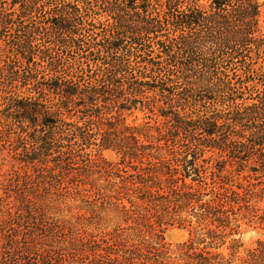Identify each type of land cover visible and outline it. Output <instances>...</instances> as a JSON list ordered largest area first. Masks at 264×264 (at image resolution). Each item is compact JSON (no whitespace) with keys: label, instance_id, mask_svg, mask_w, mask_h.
<instances>
[{"label":"trees","instance_id":"obj_1","mask_svg":"<svg viewBox=\"0 0 264 264\" xmlns=\"http://www.w3.org/2000/svg\"><path fill=\"white\" fill-rule=\"evenodd\" d=\"M263 7L0 0V24L22 27L0 55V80L16 90L0 92L12 145L0 155V259L33 264L24 254L40 252L37 264H84L40 248L59 244L92 255L86 264H223L211 249L241 220L264 225V80L254 79L264 75ZM136 109L144 120L127 122ZM174 224L191 228L176 250L163 237ZM229 241L235 256L241 244ZM256 244L241 264H264Z\"/></svg>","mask_w":264,"mask_h":264},{"label":"rangeland","instance_id":"obj_2","mask_svg":"<svg viewBox=\"0 0 264 264\" xmlns=\"http://www.w3.org/2000/svg\"><path fill=\"white\" fill-rule=\"evenodd\" d=\"M259 2H264V0H258ZM197 3L200 5H206L208 3V0H197ZM95 8H97V10L95 12H102L101 8L98 7L97 5L95 6ZM95 18L97 15H94ZM100 21L102 22H96V24L99 27L102 26H106L107 20L104 17H99ZM21 20V19H20ZM17 20L19 22L14 21L13 23L9 24V25H1L0 24V55H2V59L7 60L6 59V55H11L12 54V48L10 47L9 42L7 41L9 38V35L12 34H19V31H22V27H21V21ZM94 22V21H93ZM259 27H260V32L264 34V7L262 8L261 14H260V18H259ZM122 43L126 42L125 38H122L121 40ZM5 55V56H4ZM76 55V51H73L72 53H70L69 51L67 52L66 56H68V58H66L67 61H71L73 60V58ZM4 56V57H3ZM40 58L39 55L35 57V59ZM65 60V61H66ZM0 64H3L1 59H0ZM21 65L19 61L15 60V62H13L11 64L12 67L17 66V65ZM238 73L240 74V71H238ZM254 79L257 82H260L262 80H264V75H255ZM14 84H10V82L8 81V79H2L0 80V92H8V93H13L16 92V90L13 88ZM249 90H246V93H249ZM149 96V93L146 94V96ZM161 99V98H160ZM126 121L129 123H140L144 120L143 116H144V111H141L139 109L134 110L131 114H126ZM134 120V121H133ZM5 133L2 130V124L0 121V155L4 154H8L9 152L12 151V145L11 142L8 141L7 137L4 136ZM190 147V146H189ZM211 154V152H207V153H203V157L202 159L204 161H206L208 159V155ZM101 156L105 159H107L108 161H116L118 159V156L115 154L114 151L112 150H103L101 152ZM231 156L232 154H225V160H227V162H225V164L223 163H218L219 166H228L229 167V161L231 162ZM214 157H218V155L214 154ZM6 167L4 166L1 170V172L5 169ZM17 170V168H15ZM22 173V172H21ZM1 179V178H0ZM24 179V177L22 178ZM30 185L29 182H22L21 187L27 188ZM13 190H16V188L13 187ZM13 192V191H11ZM29 222V221H28ZM28 225H30V223H25V227H28ZM189 229L188 227L185 226H178L177 224H174L172 226H169L168 228L165 229V231L163 232V237H164V242L166 244H168L169 248L172 250H176V247L181 244L182 242L186 241L187 238L189 237ZM229 238H236L239 240V243L241 244L239 246V248H237V252L235 253V256H230V249L228 248V245L230 244ZM60 239V238H59ZM28 239L27 235L21 234L20 237V242L23 244L28 243ZM258 240L264 241V225H262L261 223H258L256 220H241V225L239 228V234H234L231 237H228L226 239L225 244L218 248V249H211L214 252H220L222 253V255H224V261L223 264H241V257H244L246 255V252L254 247H256V243ZM30 243V242H29ZM24 248V247H23ZM41 249H48V254L50 253V255L52 256V258H55V262H63L65 263L67 260H74V263L78 262V263H89L91 261H93L94 257L92 255H85V254H77V252L75 254L70 253L72 252L71 250H64L62 248H68V247H64L62 245H57V244H53L49 247L47 246H42L40 247ZM19 252H21L20 250L18 251V255L20 254ZM46 253V252H45ZM44 254V253H43ZM25 259L28 260L29 262L33 263V264H37L39 263V258H40V252H29V253H25L24 254ZM99 262L102 261L103 257L98 258ZM16 260V256L8 259V260H2L0 259V264H4L3 262L10 263V264H17L18 262L15 261ZM66 260V261H65ZM77 260V261H76Z\"/></svg>","mask_w":264,"mask_h":264}]
</instances>
